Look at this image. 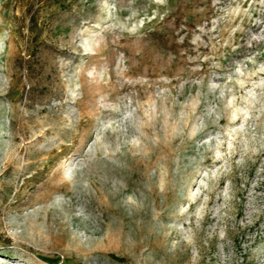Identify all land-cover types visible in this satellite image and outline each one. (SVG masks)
Segmentation results:
<instances>
[{
	"label": "rangeland",
	"instance_id": "1",
	"mask_svg": "<svg viewBox=\"0 0 264 264\" xmlns=\"http://www.w3.org/2000/svg\"><path fill=\"white\" fill-rule=\"evenodd\" d=\"M263 236L264 0H0V264H264Z\"/></svg>",
	"mask_w": 264,
	"mask_h": 264
},
{
	"label": "bare ground",
	"instance_id": "2",
	"mask_svg": "<svg viewBox=\"0 0 264 264\" xmlns=\"http://www.w3.org/2000/svg\"><path fill=\"white\" fill-rule=\"evenodd\" d=\"M52 188V187H51ZM59 191V190H58ZM41 202V201H40ZM264 237V236H263Z\"/></svg>",
	"mask_w": 264,
	"mask_h": 264
}]
</instances>
